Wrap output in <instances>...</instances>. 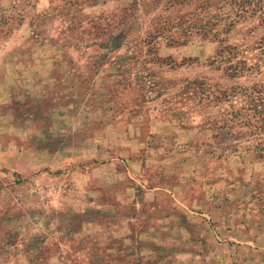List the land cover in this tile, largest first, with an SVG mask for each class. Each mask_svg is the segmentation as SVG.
I'll return each instance as SVG.
<instances>
[{
  "label": "rangeland",
  "instance_id": "374dc122",
  "mask_svg": "<svg viewBox=\"0 0 264 264\" xmlns=\"http://www.w3.org/2000/svg\"><path fill=\"white\" fill-rule=\"evenodd\" d=\"M0 264H264V0H0Z\"/></svg>",
  "mask_w": 264,
  "mask_h": 264
}]
</instances>
